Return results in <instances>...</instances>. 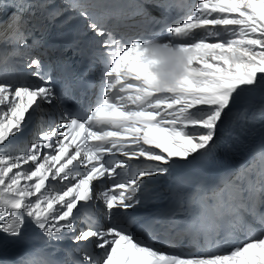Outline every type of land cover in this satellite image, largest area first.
Returning <instances> with one entry per match:
<instances>
[{"label": "snow or ice", "instance_id": "1", "mask_svg": "<svg viewBox=\"0 0 264 264\" xmlns=\"http://www.w3.org/2000/svg\"><path fill=\"white\" fill-rule=\"evenodd\" d=\"M86 47L98 86L74 67ZM257 130L264 0H0V240L26 243L17 264H264V143L217 183L157 187Z\"/></svg>", "mask_w": 264, "mask_h": 264}, {"label": "bare ground", "instance_id": "2", "mask_svg": "<svg viewBox=\"0 0 264 264\" xmlns=\"http://www.w3.org/2000/svg\"><path fill=\"white\" fill-rule=\"evenodd\" d=\"M161 180H165L166 182H169L170 181L167 177L161 178Z\"/></svg>", "mask_w": 264, "mask_h": 264}]
</instances>
